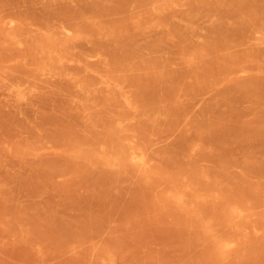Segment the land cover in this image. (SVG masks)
Masks as SVG:
<instances>
[{
  "label": "rangeland",
  "instance_id": "obj_1",
  "mask_svg": "<svg viewBox=\"0 0 264 264\" xmlns=\"http://www.w3.org/2000/svg\"><path fill=\"white\" fill-rule=\"evenodd\" d=\"M0 264H264V0H0Z\"/></svg>",
  "mask_w": 264,
  "mask_h": 264
}]
</instances>
